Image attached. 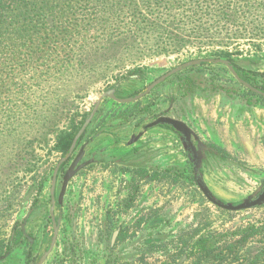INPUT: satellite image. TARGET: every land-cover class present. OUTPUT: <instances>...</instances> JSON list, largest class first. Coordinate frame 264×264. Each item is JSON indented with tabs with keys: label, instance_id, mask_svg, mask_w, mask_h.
Segmentation results:
<instances>
[{
	"label": "rangeland",
	"instance_id": "374dc122",
	"mask_svg": "<svg viewBox=\"0 0 264 264\" xmlns=\"http://www.w3.org/2000/svg\"><path fill=\"white\" fill-rule=\"evenodd\" d=\"M74 5L62 24L66 33L51 36L45 46L37 42L30 50H19L12 63L10 58L1 60L0 260L6 257L5 247L23 222L35 244L31 264L48 247L53 231L50 182L62 158L58 142L89 114L101 93L117 84L119 96L126 98L176 66L200 58L216 59L219 51L233 55L240 51L237 54L241 55L233 58L239 56L242 67L264 73V0H249L241 7L245 12L254 10L248 12L245 22L259 26L257 38L262 40H233L228 47L218 45L222 43L219 40L201 47L199 39L188 37V33L179 36L182 41L177 40L174 0H75ZM166 8H171L168 13ZM129 72L142 75L119 82ZM192 75L194 87L204 90L209 88L208 82H221L231 90V96L195 91L192 97H183L179 90L183 75H179L135 103L102 101L90 126L92 132L81 144L97 134L94 146L105 148L108 160L101 158L86 166L67 184L61 208L54 209L55 219L61 214V223L44 264H108L115 257L118 264H170L183 234L263 224L264 205L226 212L205 199L173 129L157 125L145 131L138 142L128 144L145 124L169 110V117L184 116L188 123L192 119L194 126L188 127L201 142L213 151H223L219 156L207 154L200 168L215 197L239 204L264 186V100L250 97L255 106H245V98L235 95L242 89L228 71ZM43 131L46 136L40 139ZM137 148L144 154L139 158L142 164L149 170L158 169L160 177L146 181L139 177L142 182L134 190L135 172L129 161L128 167L118 166L122 161L117 158H125ZM163 170L184 177L186 186L172 185L171 177L161 180ZM44 179L40 189L39 182ZM157 210L162 222L156 217L151 225L135 226L140 214L152 215ZM126 226L134 231L124 242L116 243L115 237L111 243L116 229ZM27 251L25 240H21L0 264H26ZM180 260L177 257L175 264Z\"/></svg>",
	"mask_w": 264,
	"mask_h": 264
},
{
	"label": "trees",
	"instance_id": "16d2710c",
	"mask_svg": "<svg viewBox=\"0 0 264 264\" xmlns=\"http://www.w3.org/2000/svg\"><path fill=\"white\" fill-rule=\"evenodd\" d=\"M74 1L75 0H0V64L1 60L9 58V62L12 63V56L15 58L19 50H30L37 42L41 45L40 47L45 46L48 41L52 40L51 36L66 33L64 30L65 28H62V26L66 27V25L62 24L69 17L71 10L76 7ZM243 1L244 0H174V5L178 11L173 16V22H177L179 25L175 38L182 41L179 36L188 33V37L199 39L198 44L201 45V47L210 46L212 43H216L217 40L222 42L218 44L222 45V47L230 46L233 40L235 43L239 40L261 41L262 38H257L259 37L257 34L259 26L254 23L245 22L248 20L246 16L248 12H254V10L248 8L247 12H245L241 7L247 6L246 4L249 0ZM250 2H253V0H250ZM170 9L171 8H166V12L168 13ZM116 43L118 42H113V44ZM104 45L105 44H103L102 47H104ZM95 47L98 48V46ZM237 52L233 55L229 52L219 51L217 52V56H215L216 58L230 61L242 80L264 91V73L255 72L242 67L240 65L242 60L239 56L233 58L235 55H241L237 54ZM222 70L228 71L225 66L221 64L214 65L202 63L198 66L182 70L167 81L171 80L173 77L183 75L179 83V90L183 97L185 95L188 96L187 94L190 95L189 97H192L195 91L211 93L221 92L231 96V90L221 82L215 84L208 82L209 88L204 90L199 86L194 87V85H196L195 76L192 75L194 72L201 73L204 71L215 72ZM129 73L128 76L123 77L119 82L139 79L142 75L139 72ZM234 82L242 89L240 91L237 90L235 95L245 98L247 103L252 102L250 97H255L256 101L264 100L263 97L250 92L237 81L234 80ZM116 85L111 86L109 89H116V94L119 96L120 90ZM142 91H138L128 97ZM179 100L181 99L179 98ZM182 117L186 120L184 116ZM85 118L69 133H65V135L60 138L57 149L62 156L67 153L73 138L83 124ZM92 122L82 134L80 141L92 132L90 130ZM45 136L46 131L39 133L40 139ZM63 167L64 164L60 167L59 171H61ZM146 174L145 170H138L135 172V177L139 179V177L142 178ZM157 174V172L153 173L150 179H157ZM172 176H176V174L170 170H163L161 172V179L163 177L167 178ZM45 181L46 179L39 182L40 189L44 187ZM137 186L136 184L135 187ZM156 217L159 216L154 212L151 216H148V218H141L138 225L142 221L144 224L148 223L151 225ZM159 220L162 222V217ZM197 232L198 230L195 233ZM195 233L189 234V236L188 234H183L179 238L177 247L173 250L176 251L170 258V264H175L174 260L177 257L180 259L185 258L182 263H180V260L176 264H264V222L260 225L251 224L243 226L235 231L225 230L219 233ZM126 236V232L121 231L118 234V239H120V242H124ZM21 240H25L28 246L25 257L26 264L33 263L32 252L35 244L30 235H25L23 233L21 226L18 230H14L12 238L5 247L6 255H4L6 257L0 260V263H5L12 252L13 246ZM153 243H157V241ZM149 245L153 246L152 242H149ZM111 249L113 250L112 247ZM118 263L119 260L115 257L113 261L108 264Z\"/></svg>",
	"mask_w": 264,
	"mask_h": 264
},
{
	"label": "water",
	"instance_id": "95a60500",
	"mask_svg": "<svg viewBox=\"0 0 264 264\" xmlns=\"http://www.w3.org/2000/svg\"><path fill=\"white\" fill-rule=\"evenodd\" d=\"M202 63H207V64L210 63V64H214V65L221 64V65L225 66V68L228 70V72L232 75V77L239 84H241L244 88H246L250 92L264 98V91L257 89L255 87L251 86L250 84H248L247 82H245L244 80H242L241 77L239 76V73L236 71L234 65L230 61L224 60V59H219V58H216V59L200 58V59H195V60H190V61L184 62V63L176 66L175 68L167 71L166 73L161 75L159 78H157L156 80L151 82L148 86L145 87V89L142 92H140L136 95H133L131 97H126V98L119 97L116 94V89H109V90L101 93L99 95V97L97 98L92 110L89 112L88 116L85 118L83 124L81 125V127L79 128L75 137L73 138V141H72L67 153L62 156V158L59 160V162L57 163V165L55 166V168L53 170L52 179L50 182V190H49L50 198H51L49 214H50L51 221H52L53 231H52V235H51L50 242H49L47 249L44 251V253L38 258V260L34 264H44L47 257L50 255V253L52 252V250L54 248V245H55V242L57 239V233H58L60 223H61V214H59L58 217L55 219L54 209H55V205H57L56 207L61 208L67 184L80 170H82L86 166L92 164V162H93V160L91 159V160H88L86 162L80 163V161L82 159V155H83V149H84V148H81L78 155L75 157V159L72 161V163L69 165V167L65 171V173L62 177V184L60 187V191H59L57 197H55L54 190H55V184H56V180H57V174L60 170V167L74 153L75 149L77 148V146L79 144V141H80L82 134L85 132L86 128L89 126V124L94 119L97 111L100 108L102 101L104 99H110V100H112L116 103H119V104H128V103L136 102L137 100H140L143 97L147 96L155 88L162 85L169 78H171L172 76L181 72L182 70H185V69L190 68V67L198 66ZM157 125L168 126L171 129H173L175 132L180 134L181 142L183 144V149L186 152H191V154H193V155L196 154L192 139H194L198 142V147L201 146V142L199 141L196 134L185 123H183L179 120H176L174 118H171L169 116L158 117L153 122L145 125L143 128V131H146L149 128H152V127L157 126ZM142 134H143V132L137 134L136 136H133L128 144H132L133 142L138 140L142 136ZM194 158H195V160L193 161V163H194L193 172H194V178H195L196 185H197L199 191L201 192V194L205 197V199L212 206H214L218 209L224 210L226 212H241V211L250 210V209L264 205V186L257 188L252 194L247 196L239 204H233L231 202H224V201L218 199L217 197H215L212 194V192L209 190V188L207 187V185L205 184V182L203 180V176H202V173L200 170V167H201L200 161L197 160L196 157H194ZM25 224H26V222H23L21 224V229H22L23 233L26 235ZM115 235L116 234H113L111 243H113V241L115 240ZM183 260H184V258L181 259L180 263H182Z\"/></svg>",
	"mask_w": 264,
	"mask_h": 264
},
{
	"label": "flooded vegetation",
	"instance_id": "af4514ba",
	"mask_svg": "<svg viewBox=\"0 0 264 264\" xmlns=\"http://www.w3.org/2000/svg\"><path fill=\"white\" fill-rule=\"evenodd\" d=\"M141 100V99H140ZM137 101H139V100H137ZM136 101V102H137ZM168 112H169V110H166L165 112H164V114H161V115H158L154 120H156L158 117H160V116H167L166 114H168ZM172 118V117H171ZM174 119H176V118H174ZM154 120H152L151 122H153ZM177 120V119H176ZM151 122H149V123H151ZM149 123H147V124H149ZM147 124H145V125H147ZM144 125V126H145ZM168 127V126H167ZM144 128V127H143ZM143 128H142V132L144 133L145 131H143ZM170 128V127H169ZM147 131V130H146ZM139 133H141V132H138L137 134H139ZM177 133V132H176ZM137 134H135V135H132L131 136V138L133 137V136H136ZM178 134V133H177ZM96 136H97V134L96 135H94L92 138H90L88 141H85V142H83L82 144H81V142L82 141H79V144H78V146H80V144H81V146L79 147V149H78V152L75 154V156H73L72 157V155L66 160V162L64 163V165L67 163V162H69L70 161V164L72 163V161L75 159V157L78 155V153H79V151H80V149L81 148H84L83 149V155H82V159H81V161H80V163H83V162H86V161H88V160H93V162H92V164H95V163H97V162H99L100 161V159L102 158L103 160H108L107 158V156H106V154H105V152H106V150H105V148H95V146H94V143H96V141H97V138H96ZM178 136H179V140H180V142H181V136H180V134H178ZM197 136V135H196ZM198 137V136H197ZM131 138H130V140H131ZM96 139V140H95ZM199 139V138H198ZM139 140V139H138ZM138 140H136L135 142H133L132 144H134V143H136V142H138ZM193 140V144H194V147H195V151H196V154H191V152H186V154H187V157H188V161H189V164L191 165V167H192V171H193V165H194V163H193V161L195 160V158L194 157H196L197 158V160H199L200 161V165H202V162L204 161V159L206 158V156H207V154H215L214 153V151L213 150H211L208 146H206L204 143H202L201 142V140L199 139V141L201 142V146L200 147H198V142L196 141V140H194V139H192ZM130 142V141H129ZM128 142V143H129ZM181 144H182V142H181ZM77 146V147H78ZM182 147H183V144H182ZM185 151V150H184ZM140 156L142 157V156H144V154L141 152V150L139 149V148H137V149H135V150H133L132 152H130V153H128V154H126L124 157L125 158H117L118 159V161H122V162H119V164H123V165H125V166H127V161H129V165H131V169L134 171V172H137L138 170H147V174L143 177V179H142V181H146V180H149L150 179V176H152V174L153 173H155V171L157 172V173H160L159 171H158V169H152V170H149L148 168H146V166L144 165V164H142V162L139 160V158H140ZM72 157V159H70ZM139 162H141V163H139ZM69 164V165H70ZM69 167V166H68ZM67 167V168H68ZM128 167V166H127ZM201 168V167H200ZM67 170V169H66ZM66 170H64L63 171V169L61 170V171H59L58 172V174H57V180H56V184H55V190H54V194H55V197H57V195H58V193H59V191H60V187H61V184H62V177H63V175H64V173H65V171ZM151 171H153L152 172V174H151ZM193 175H194V172H193ZM159 177H160V175H158ZM141 180L138 182L139 183V185H140V183L142 182ZM194 181H195V178H194ZM56 186H57V188H56ZM59 187V188H58ZM57 194H56V193ZM57 205H55V208H57L56 207ZM44 253V252H43ZM42 253V254H43Z\"/></svg>",
	"mask_w": 264,
	"mask_h": 264
},
{
	"label": "crops",
	"instance_id": "0c3cea01",
	"mask_svg": "<svg viewBox=\"0 0 264 264\" xmlns=\"http://www.w3.org/2000/svg\"><path fill=\"white\" fill-rule=\"evenodd\" d=\"M244 104H245V106L247 105V106H250V105H252V106H255V102H250V103H247V102H244ZM191 114H192V110H191ZM177 120H179V121H181V122H183V123H185V124H187L188 126H190V128H192L193 126H192V119H191V121H190V123H188V122H186V120L184 119V118H182V117H177L176 118ZM220 150L219 149H217V150H215L214 151V153L215 154H213V156H219V155H222L221 153H223V151H221V152H219ZM219 152V153H218ZM119 164V163H118ZM118 166H123L122 164H119ZM135 177V176H134ZM172 179H173V183H172V185L174 184V185H176V186H183V185H185V184H183V181H184V177L183 178H180V177H178L177 176V174H176V176H172L171 177ZM138 178H133V182H134V184H139L138 182H139V180H137ZM163 179V178H162ZM161 179V180H162ZM151 180V179H150ZM186 186V185H185ZM132 188L134 189V190H137L138 188L137 187H135V185H133L132 186ZM134 192V191H133ZM155 212V211H154ZM154 212H152V214L154 213ZM156 214L161 218V215H162V213L159 211V210H157V212H156ZM141 215V218H143V217H145V218H148V216H150L151 214H150V212H145V213H142V214H140ZM159 218V219H160ZM138 225V223L135 225V226H137ZM146 224H144L143 222H141V226H145ZM134 226V225H133ZM135 228V227H134ZM136 229V228H135ZM121 231H123V232H126V235H128V234H131V231H134V229H132L131 230V228H128L127 226L126 227H123V228H121V227H119V228H117L116 229V231L113 233V234H116L115 235V237H116V243H118V242H120V239H118V234H119V232H121ZM113 234H112V236H113ZM125 240H126V238H125Z\"/></svg>",
	"mask_w": 264,
	"mask_h": 264
}]
</instances>
